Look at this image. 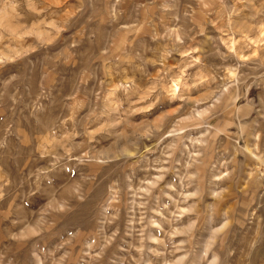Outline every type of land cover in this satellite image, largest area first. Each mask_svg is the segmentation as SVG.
<instances>
[{
	"label": "rangeland",
	"instance_id": "obj_1",
	"mask_svg": "<svg viewBox=\"0 0 264 264\" xmlns=\"http://www.w3.org/2000/svg\"><path fill=\"white\" fill-rule=\"evenodd\" d=\"M213 254L264 264V0H0V264Z\"/></svg>",
	"mask_w": 264,
	"mask_h": 264
},
{
	"label": "bare ground",
	"instance_id": "obj_2",
	"mask_svg": "<svg viewBox=\"0 0 264 264\" xmlns=\"http://www.w3.org/2000/svg\"><path fill=\"white\" fill-rule=\"evenodd\" d=\"M218 234V233H217ZM216 234V235H217ZM212 243H213V241H212ZM211 250V249H210ZM215 250V249H214ZM208 253V252H207ZM218 257L215 255V254H213V256H212V260H210V262H209V264H212V263H214L215 261H217L218 259H217ZM224 261V260H223ZM218 262V261H217Z\"/></svg>",
	"mask_w": 264,
	"mask_h": 264
}]
</instances>
